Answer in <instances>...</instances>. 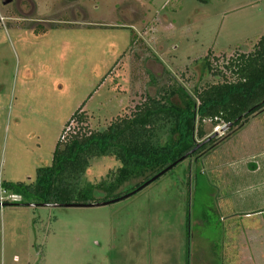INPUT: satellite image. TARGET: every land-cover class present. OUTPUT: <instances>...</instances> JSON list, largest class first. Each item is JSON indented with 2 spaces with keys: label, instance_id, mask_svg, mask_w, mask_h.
Segmentation results:
<instances>
[{
  "label": "rangeland",
  "instance_id": "1",
  "mask_svg": "<svg viewBox=\"0 0 264 264\" xmlns=\"http://www.w3.org/2000/svg\"><path fill=\"white\" fill-rule=\"evenodd\" d=\"M262 34L264 0H0V181L32 182L75 111L97 130L160 88L191 95L204 57L219 68ZM247 120L206 125L213 149L114 202L0 205V264H264V171L236 169L264 151V109ZM117 165L93 158L81 181Z\"/></svg>",
  "mask_w": 264,
  "mask_h": 264
},
{
  "label": "trees",
  "instance_id": "2",
  "mask_svg": "<svg viewBox=\"0 0 264 264\" xmlns=\"http://www.w3.org/2000/svg\"><path fill=\"white\" fill-rule=\"evenodd\" d=\"M206 74L217 81L200 84ZM197 82L191 95L180 84L160 88L155 96L145 95L128 116L114 118L103 129L89 130L84 113L75 111L61 129L50 163L35 169L32 182L0 181V191L19 197L17 201L1 200L0 205L108 200L116 196L112 195L115 188L135 181L127 192L134 190L197 144L187 157L213 149L221 140L212 137L201 143L209 136L206 125L230 123L232 133L264 109V34L252 50L226 59L219 68L204 57ZM105 156L118 163L114 170L95 184L81 181L89 161ZM97 192L103 196L93 199Z\"/></svg>",
  "mask_w": 264,
  "mask_h": 264
},
{
  "label": "water",
  "instance_id": "3",
  "mask_svg": "<svg viewBox=\"0 0 264 264\" xmlns=\"http://www.w3.org/2000/svg\"><path fill=\"white\" fill-rule=\"evenodd\" d=\"M7 0H2V4H5ZM230 123L224 124L219 128V131L222 132L223 130L227 129L228 127H230ZM216 131H214L211 135L207 136L204 140L201 141V143H204L206 141H208L210 138H212L214 135H216ZM200 144H197L196 146H194V148H192L188 153L180 156L177 161L172 162L170 165H168L166 168L162 169L161 171H159L157 174L151 176L148 180H146L145 182H143L142 184H140L139 186H137L134 190L119 196L117 198L114 199H109V200H104V201H99V202H92V203H71V204H46V206H57V207H70V206H98V205H104L107 204L109 202H114L116 200H119L123 197H126L130 194L135 193L136 191L140 190L142 187H144L145 185H147L148 183H150L151 181L155 180L158 176H160L161 174H163L165 171L169 170L172 166H174L177 162L181 161L182 159L186 158L189 154H191L194 150L197 149V147ZM43 205V204H42ZM45 205V204H44Z\"/></svg>",
  "mask_w": 264,
  "mask_h": 264
},
{
  "label": "crops",
  "instance_id": "4",
  "mask_svg": "<svg viewBox=\"0 0 264 264\" xmlns=\"http://www.w3.org/2000/svg\"><path fill=\"white\" fill-rule=\"evenodd\" d=\"M248 120H246L247 122ZM260 155L256 157V160L254 161H245V163L241 162L239 163V166L236 167V169H240L239 173L240 175H248V174H251V175H255L256 173H259V174H262L261 173V170L264 171V151H262L261 153H259ZM230 161H235V160H230ZM237 173V175L239 174ZM241 176V177H242ZM263 176H264V173H263ZM263 207L262 208H258L257 210H254V212H258V210H263L264 211V204L262 205Z\"/></svg>",
  "mask_w": 264,
  "mask_h": 264
},
{
  "label": "built area",
  "instance_id": "5",
  "mask_svg": "<svg viewBox=\"0 0 264 264\" xmlns=\"http://www.w3.org/2000/svg\"><path fill=\"white\" fill-rule=\"evenodd\" d=\"M2 192V191H0ZM3 193V192H2ZM9 200L8 201H17L19 199V197L17 195H14V194H8L7 195ZM2 199H0V202H1ZM1 204V203H0Z\"/></svg>",
  "mask_w": 264,
  "mask_h": 264
},
{
  "label": "flooded vegetation",
  "instance_id": "6",
  "mask_svg": "<svg viewBox=\"0 0 264 264\" xmlns=\"http://www.w3.org/2000/svg\"><path fill=\"white\" fill-rule=\"evenodd\" d=\"M10 1H11V0H7L5 4L9 3ZM76 10H77V9H76ZM79 10L82 12V10H81L80 8H79ZM82 14H83V12H82ZM82 14H81V15H82Z\"/></svg>",
  "mask_w": 264,
  "mask_h": 264
}]
</instances>
